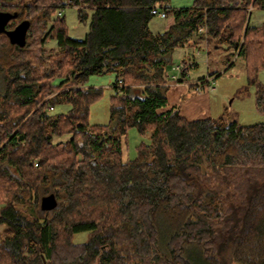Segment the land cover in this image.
<instances>
[{"label": "trees", "instance_id": "trees-1", "mask_svg": "<svg viewBox=\"0 0 264 264\" xmlns=\"http://www.w3.org/2000/svg\"><path fill=\"white\" fill-rule=\"evenodd\" d=\"M167 1L0 0L9 28L29 22L23 47L0 34V264H190L189 250L202 264H227V250L264 264V122L192 120L167 98L196 66L183 59L172 76L174 51L212 44L230 51L226 70L244 60L264 114V24H250L264 0ZM66 7L89 21L82 40L67 35ZM154 9L171 22L163 32L149 27ZM103 74L114 76L109 120L90 125L101 91L85 81ZM130 129L149 142L124 159Z\"/></svg>", "mask_w": 264, "mask_h": 264}, {"label": "rangeland", "instance_id": "rangeland-1", "mask_svg": "<svg viewBox=\"0 0 264 264\" xmlns=\"http://www.w3.org/2000/svg\"><path fill=\"white\" fill-rule=\"evenodd\" d=\"M194 0H168L167 5L173 8H187ZM67 35L74 40H82L88 32L89 21H78L77 9L66 7L62 10ZM169 24L168 19L155 16L150 22L153 32H163ZM252 26L264 24V9H253L250 16ZM51 45H55L53 41ZM222 48H209L197 50L191 46L178 48L174 51L169 66V73L177 77V68L183 59H192L196 66L190 68L188 76L179 86H172L167 92L169 106L175 107L188 119L222 118L226 122H237L242 126H251L264 122V114L258 112L255 105V88L249 86L245 63L242 58L233 57L234 64L231 68L224 67L223 62L230 51ZM216 74L207 78L210 74ZM207 78L206 84L200 85V79ZM257 80L264 84V67L259 69ZM114 76L112 74L92 75L85 81L86 87L100 89V98L90 106L88 123L90 125H105L109 120L110 97L113 95ZM192 85V86H190ZM67 109L66 105H57L53 113H62ZM148 134L140 135L135 129H130L122 144V157L133 159L136 156V146L148 143ZM2 227L0 226V231ZM87 238L86 233L74 235L73 242L81 243ZM190 264H202L197 258L201 257L196 252L189 250ZM223 255V254H222ZM230 251L224 252L221 259H227V264H242L230 260ZM94 264V263H93Z\"/></svg>", "mask_w": 264, "mask_h": 264}, {"label": "water", "instance_id": "water-1", "mask_svg": "<svg viewBox=\"0 0 264 264\" xmlns=\"http://www.w3.org/2000/svg\"><path fill=\"white\" fill-rule=\"evenodd\" d=\"M15 18V14L8 12H0V34H4L9 43L23 47L25 45V39L27 30L29 28L28 21H21L13 29L7 30L5 27L7 23ZM56 206V200L53 194L44 196L40 200V209L43 211H50Z\"/></svg>", "mask_w": 264, "mask_h": 264}, {"label": "built area", "instance_id": "built-area-1", "mask_svg": "<svg viewBox=\"0 0 264 264\" xmlns=\"http://www.w3.org/2000/svg\"><path fill=\"white\" fill-rule=\"evenodd\" d=\"M152 13H153L154 15L160 17V18H164V17H165L163 12L158 11V10H156V9L152 10Z\"/></svg>", "mask_w": 264, "mask_h": 264}, {"label": "flooded vegetation", "instance_id": "flooded-vegetation-1", "mask_svg": "<svg viewBox=\"0 0 264 264\" xmlns=\"http://www.w3.org/2000/svg\"><path fill=\"white\" fill-rule=\"evenodd\" d=\"M20 22H21V21H20ZM11 23H12V20H10V21L7 23V25H6V27H5L7 30H11V29H13V28H9V26L11 25ZM18 23H19V22H18ZM18 23H17V24H18ZM17 24H16V25H17Z\"/></svg>", "mask_w": 264, "mask_h": 264}, {"label": "crops", "instance_id": "crops-1", "mask_svg": "<svg viewBox=\"0 0 264 264\" xmlns=\"http://www.w3.org/2000/svg\"><path fill=\"white\" fill-rule=\"evenodd\" d=\"M170 24H171V22L169 21L168 26H169ZM168 26H167V27H168ZM180 84H181V83H175V84H173L172 86H174V85L179 86ZM172 86H171V87H172ZM181 114H182V113H181ZM182 115H184V114H182ZM184 116H185V115H184ZM185 117H186V116H185ZM186 118H187V117H186ZM1 231H2V229H1Z\"/></svg>", "mask_w": 264, "mask_h": 264}]
</instances>
